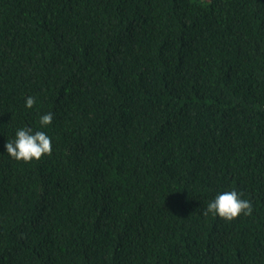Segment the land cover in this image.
Returning a JSON list of instances; mask_svg holds the SVG:
<instances>
[{"label":"trees","instance_id":"1","mask_svg":"<svg viewBox=\"0 0 264 264\" xmlns=\"http://www.w3.org/2000/svg\"><path fill=\"white\" fill-rule=\"evenodd\" d=\"M0 264H264V0H0Z\"/></svg>","mask_w":264,"mask_h":264}]
</instances>
